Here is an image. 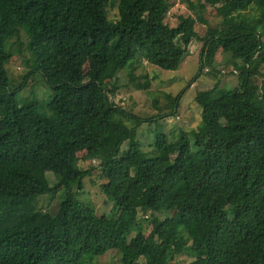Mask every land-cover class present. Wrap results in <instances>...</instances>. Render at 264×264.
<instances>
[{
    "label": "trees",
    "instance_id": "trees-1",
    "mask_svg": "<svg viewBox=\"0 0 264 264\" xmlns=\"http://www.w3.org/2000/svg\"><path fill=\"white\" fill-rule=\"evenodd\" d=\"M201 1L196 17L171 26L169 0H0V264H96L111 250L122 264H170L187 251L196 255L189 264H264V85L255 83L264 72V0ZM205 4L223 25L208 30L200 70L215 74L216 55L228 54L237 87L200 92V127L174 141L158 130L146 153L139 124L128 127L113 100L121 72L139 56L178 70L206 23ZM18 58L25 73L16 76ZM37 84L50 90L43 100ZM79 152L99 161L110 213L77 197L94 173L70 171ZM39 196L58 198L57 207L14 223ZM140 211L179 220L147 216L146 235Z\"/></svg>",
    "mask_w": 264,
    "mask_h": 264
},
{
    "label": "rangeland",
    "instance_id": "rangeland-1",
    "mask_svg": "<svg viewBox=\"0 0 264 264\" xmlns=\"http://www.w3.org/2000/svg\"><path fill=\"white\" fill-rule=\"evenodd\" d=\"M199 3H202V1L169 0L170 6L168 7L169 12L166 22L171 26H176L180 15L196 17L199 12L194 6ZM205 5L203 16L207 19L206 23L197 24L196 30L199 34V39L192 41L186 58L178 70H164L149 64L142 56H139L134 67L128 65L121 72L120 84H122V89L113 100L127 111L129 117H124V123L128 127H134L133 123L139 124L138 141L142 150L146 153L149 151L153 152L156 131L158 130L166 133L170 141H174L180 137L182 130L190 131L200 127L202 123V108L195 99L200 92L208 90L216 83L220 86L217 90L220 94L225 90L229 91L237 87L238 69L228 54L219 52L216 55L215 74H211V67L205 68L204 71L200 70L204 38L209 32L208 30L221 29L223 25V19L217 13L216 8L208 4ZM117 12L116 3L109 7L108 16L113 20L118 19ZM247 15L256 19L258 12L257 10H252ZM17 60L18 66L13 70V73L19 76L25 71L22 68L21 58ZM12 66H14V62ZM88 70L89 62L85 58L84 72L86 73ZM132 78L135 80H132ZM15 83L18 82L16 81ZM255 83L258 86L261 85L262 92L264 72L263 76L255 79ZM26 86L19 94L20 100L29 98L31 94L32 86L30 87L28 84ZM48 91L50 92L47 85L45 87L42 84L35 85V92L42 100L46 98ZM262 101H264V97ZM126 148L124 147V150ZM77 157L79 161L70 168L72 173L91 168L94 171L89 178L87 177L84 180L83 189L77 197L82 201L93 204L100 215L110 213L112 203L107 200L100 187L104 180L101 178L102 171L99 161L91 160L85 152H79ZM47 177L51 184L56 181L52 173H48ZM182 182L183 179H180V183ZM57 203L58 198L39 196L35 200L33 209L31 211L26 209L21 211L14 223H34L40 218L41 210L50 212L57 207ZM147 216L150 218L159 216L161 219L169 217L175 221L179 220L178 215L172 211H161L158 213L150 211L147 214H143L140 211L139 218L142 223L137 229L142 230L146 235H149L152 230L151 222L144 221ZM195 258L196 255L193 252L187 251L171 261L170 264H189ZM96 264H122L121 253L117 250L108 251L105 255L97 258Z\"/></svg>",
    "mask_w": 264,
    "mask_h": 264
}]
</instances>
